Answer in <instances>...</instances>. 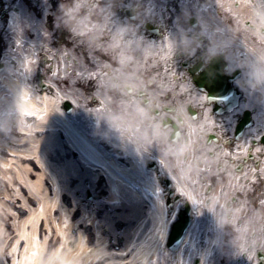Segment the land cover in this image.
Instances as JSON below:
<instances>
[{"label": "flooded vegetation", "instance_id": "af4514ba", "mask_svg": "<svg viewBox=\"0 0 264 264\" xmlns=\"http://www.w3.org/2000/svg\"><path fill=\"white\" fill-rule=\"evenodd\" d=\"M21 1L23 13H19V0H0V17L7 22L8 48L20 51L6 62L11 77L17 74L38 95L58 98L59 107L68 115H82L95 124L104 122L100 126L109 127L107 131L109 125L117 130L133 129L144 144L161 147L159 152L170 165L178 157L183 162L192 153L187 159L189 166L182 172L190 179L194 169L197 187L193 199L175 186L168 172L155 173L162 188L163 208L172 214L165 241L167 251H176L168 244L173 224L188 221L183 241L189 225L199 219V209L209 204L216 186L220 198L229 194L227 204L215 206L221 213L220 227L216 225L219 231L226 218L230 234L236 233L232 206L242 196V188H248L243 196L249 207L257 216H262L259 210L264 214V81L252 83L262 71L258 65H250L239 51L212 42L224 39L223 44L229 43L233 38L228 32L232 31L237 40L253 43L254 49L262 47L249 34L248 20L241 22L245 27L236 29L233 23L218 17L190 14L191 4L181 9L179 0L167 5L152 0H81L90 9L98 5L107 13L101 15L104 35L96 43H89L82 34L56 23L62 11L58 7L61 0ZM14 13L19 18L26 14L34 26L13 29ZM215 22L221 28L216 33L210 28ZM125 23L132 28L120 33L117 48L106 50V42ZM254 30L264 33L262 28ZM33 118L26 115V125ZM89 123L84 119L80 122L90 132ZM158 127L166 134L156 135ZM99 144L105 149L110 146L104 140ZM110 149L117 151L115 147ZM144 159L146 166L154 163L150 156ZM84 196L86 202L93 197L102 200L86 208L100 214L106 192L95 194L86 186ZM113 222L121 231L123 222ZM86 226L90 231L87 242L92 243L91 228ZM115 246L116 251L121 247L120 243ZM193 264H198L196 258Z\"/></svg>", "mask_w": 264, "mask_h": 264}, {"label": "bare ground", "instance_id": "6f19581e", "mask_svg": "<svg viewBox=\"0 0 264 264\" xmlns=\"http://www.w3.org/2000/svg\"><path fill=\"white\" fill-rule=\"evenodd\" d=\"M219 2L238 20L240 29L245 27L241 22L248 20L249 34L264 46V33L254 30L264 29L263 0ZM219 26L215 22L210 28L216 33L221 30ZM228 35L233 38L229 43L223 44L224 39L212 42L227 45L225 48L242 53L250 65H258L253 43L237 40L232 31ZM17 54L20 51L8 48L6 21L0 17V264H24L26 256L30 258L27 264H189L192 257L198 264H235L239 250L233 242L235 234H230L229 219H222V232L216 227H220L221 213L215 206L227 204L229 195L220 198L218 186L211 191L209 204L199 209V219L189 225L176 251L165 249L172 214L163 208L162 188L155 173L145 166L143 151L193 199L197 187L194 169L190 179L182 172L189 166L187 159L192 153L183 162L178 157L170 165L155 145L129 143L130 134L136 136L131 128L117 130L109 125L110 131L92 136L76 117L61 110L58 98L38 95L20 76H10L5 63ZM28 114L34 118L26 125ZM102 140L119 153L101 147ZM83 180L95 194L106 192V198L100 214L83 207L81 216L75 219L72 210L79 204H71L69 194L81 187ZM247 190L242 188V196L232 206L235 229L240 228L242 235L251 231V241H264V220L245 201ZM8 202H17L18 207ZM54 209L59 210L58 215ZM258 212L263 214L262 210ZM108 220L122 221L121 231L113 229ZM86 225L91 228L92 243L86 242L90 237L83 230ZM257 250L264 255V246ZM241 253L239 264H251L253 256Z\"/></svg>", "mask_w": 264, "mask_h": 264}, {"label": "rangeland", "instance_id": "374dc122", "mask_svg": "<svg viewBox=\"0 0 264 264\" xmlns=\"http://www.w3.org/2000/svg\"><path fill=\"white\" fill-rule=\"evenodd\" d=\"M169 1H171V0H152L153 3H156V2H159V3H162V4L166 3V5L169 4ZM219 1L220 0H179V5L181 6V9H182V7H184V5L191 4V6L193 8H189V10L191 12L190 14H194V15L198 14L200 16H205L207 19H209L208 15L212 14V15H214V17H218L221 20H226L225 21L226 23L227 22L228 23H233L234 24V28H236V29L240 28L241 25L239 24L238 20H235V18H233L231 16V14H229L225 9H223ZM22 4H23V2L21 0H19L18 5H17L20 8L19 13H23L25 11ZM182 12H183V14L188 15L187 11H183L182 10ZM219 14H220V16H219ZM20 15L21 16L23 15L25 18H22V17L19 18V15L15 16V18L12 20V25H11V27L13 29H16V30L19 29V28L29 29V28H32L34 26L32 18H30V17L28 18L26 14H20ZM232 19H234V21ZM6 25H7V22H6ZM8 26L10 28V25H8ZM12 32H15V31H12ZM7 36H8V30H7ZM10 51L12 52V51H14V49L11 48ZM11 58H13V57H11ZM9 59L7 60V63L9 62ZM73 116L78 118V120H80L81 123H82L83 119H84V121H87V123H89L91 121L90 119H87V118H85L82 115H73ZM100 120H102V119H100ZM9 122L12 124V118L9 120ZM102 124L104 125L105 123L104 122H100L98 124L97 123L95 124V123H91L90 122L88 124L89 130H90V133L92 134V136L96 137L98 134H102V133L105 134L106 132H108L107 129L109 127L103 129L100 126ZM154 126L156 128V124H154ZM136 131H137V129H136ZM137 132H138L137 135L140 136L141 132H139V131H137ZM130 136H131V141L133 142V144L135 146H136V144L138 146L144 145V141L143 140L141 141L137 136L133 135V133L130 134ZM159 151H161V147L159 148ZM143 154H144V156H148L146 151H143ZM81 185H82L81 187H79V188L77 187L76 189H73L72 190V192H73L72 194H69L70 201L72 202L71 204H73L75 202H77L79 204L78 206L74 207L73 210H72V217L75 218V219L81 216V212H82V208L83 207H85V208L89 207V209H90V205L92 207V205L94 206V205L98 204L99 201L102 203V200H99L96 197H93V199L91 201L86 202V198L84 196V189L86 188V186L89 187V185L87 184L86 180L85 181L83 180ZM74 188H75V186H74ZM10 192H12V194H14V193L17 194V192H15L13 190H11ZM66 197H68V196H66ZM102 197L104 198L105 196H101V198ZM65 200H66V202L68 204V199L65 198ZM80 200H82V201H80ZM8 204L11 205V207H13V208L14 207H18V206H16L18 204L17 202H15V203L8 202ZM3 206L7 207L8 205L4 204ZM77 207H78V209H77ZM5 210H7V208H5ZM53 211H54V213L56 215L59 214V210L58 209H54ZM108 221H109V224L111 225V227H113L115 229H119V230H117L118 232L120 231V228L116 227V225L113 222V220H108ZM83 230L87 234L86 236H88V235L90 236V231L87 230L86 226H83ZM247 236H248L249 241L253 240L251 231L248 232ZM75 241H76V239H75ZM87 241L88 240H86V242ZM242 259H243L242 258V253L240 251H238L237 254H236V257H234V261L233 262L235 264H239V263L242 262ZM193 261H194V257H192L190 259L189 264H193ZM258 262H259V259L257 258V254L255 252V255L253 256L251 264H258ZM261 264H264V259L262 260Z\"/></svg>", "mask_w": 264, "mask_h": 264}, {"label": "clouds", "instance_id": "9594fccd", "mask_svg": "<svg viewBox=\"0 0 264 264\" xmlns=\"http://www.w3.org/2000/svg\"><path fill=\"white\" fill-rule=\"evenodd\" d=\"M62 11L57 15V24L67 26L72 32L82 34L89 43H96L103 35V28L105 21L101 15H107L103 7L92 5L91 9L81 3V0H73L69 3L68 0H61L58 5ZM132 28L131 24H121L113 38L106 42V50L115 49L120 44V33L126 32ZM256 60L259 62L258 66L262 71V75L255 78L252 83L264 81V46L253 49ZM123 75L131 76L133 73H124ZM261 219L264 220V214ZM252 222L250 221V224ZM233 242L238 246L240 252H247L249 257L255 255L256 247L264 246V241H249L247 233L241 234V229H237L233 236ZM253 246V247H250Z\"/></svg>", "mask_w": 264, "mask_h": 264}, {"label": "water", "instance_id": "95a60500", "mask_svg": "<svg viewBox=\"0 0 264 264\" xmlns=\"http://www.w3.org/2000/svg\"><path fill=\"white\" fill-rule=\"evenodd\" d=\"M191 71H194V69H192ZM193 79L199 84V85H203L200 83L199 79L197 76H193ZM68 109V105L66 106ZM111 146H109L108 149H110ZM118 151V149H117ZM188 221L186 220V222H176L173 224L172 228H171V232H170V236H169V240H168V244L170 245L171 248L172 245H176L180 242L181 238L183 237V233L184 230L187 226ZM260 258H262V256L260 255Z\"/></svg>", "mask_w": 264, "mask_h": 264}, {"label": "snow or ice", "instance_id": "6c2138e0", "mask_svg": "<svg viewBox=\"0 0 264 264\" xmlns=\"http://www.w3.org/2000/svg\"><path fill=\"white\" fill-rule=\"evenodd\" d=\"M13 15L15 16L16 14L14 13ZM45 35H47V33H45ZM168 47H169V49H170V48H171V44H169ZM164 67L166 68L167 65H164ZM76 75H79V73H76ZM25 99H27V97H25ZM203 99L206 100V99H207V96H204ZM102 106H103V105H101V107H102ZM25 111H27V110L25 109ZM210 133H211V132H210ZM165 134H166V130L163 131V132H161L160 129H159V127L157 128V130H156V135L159 136V135H165ZM176 135L179 136L180 133L177 132ZM243 151L247 152V149L245 148V149H243ZM211 186H212V182L210 181V182H209V188H211ZM181 191L183 192L184 189L182 188ZM29 259H30V258L26 256V257H25L24 264H27V262H28ZM14 264H20V262H19V261H14Z\"/></svg>", "mask_w": 264, "mask_h": 264}]
</instances>
